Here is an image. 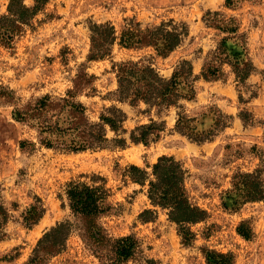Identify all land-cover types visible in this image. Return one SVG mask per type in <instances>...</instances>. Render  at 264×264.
Listing matches in <instances>:
<instances>
[{
    "label": "rangeland",
    "instance_id": "374dc122",
    "mask_svg": "<svg viewBox=\"0 0 264 264\" xmlns=\"http://www.w3.org/2000/svg\"><path fill=\"white\" fill-rule=\"evenodd\" d=\"M238 1L237 7L228 8L226 0H51L13 48L0 44V190L1 202L11 215L4 228L6 236L0 241V264H24L47 231L72 219L67 186L74 180L91 182L94 174L107 178L112 189L109 203L114 209L103 218L105 226L115 237L134 234L142 242L143 253L124 264H207L205 248L232 253L234 264H264V201L245 204L237 213L226 211L222 205V196L231 189L238 171L264 168V0ZM25 2L34 4V0ZM8 5L9 0H0V17L8 12ZM208 11L238 18L242 32L247 33L249 56L257 68L247 87L238 86L229 66L220 80L201 78L207 57L223 37L206 26ZM170 19L187 23L190 36L168 58L157 56L151 48L129 50L117 44L111 57L88 60L93 24L112 23L120 34L131 21L146 28ZM184 59L193 62L195 74L200 76L196 99L181 103L185 113L201 117L214 108L232 117L230 126L212 141L200 144L177 132L182 109L176 107L163 114L166 131L151 146L129 140L124 149L78 153L43 146L38 131L13 116L16 106L24 107L48 94L66 96L84 64L97 77L96 92L79 100L88 107L93 121H99L112 106L121 108L128 115L125 137L129 138L137 126L161 118L155 110L146 113L144 103L134 108L114 100L118 88L114 65L129 60L151 61L164 77L171 78ZM9 92H13V99ZM242 112L249 114V124L242 119ZM210 124L207 120L202 127ZM108 137L116 135L109 131ZM22 141L34 142L36 147L23 148ZM162 156H174L184 163L187 189L193 201L209 213L207 221L191 227L196 234L191 245L183 242L166 211L158 209L155 221L142 220L145 210L154 209L148 189L125 176L131 165L151 170ZM36 197L42 199L47 212L39 225L29 229L23 225L22 214ZM243 221L252 224V240L237 231ZM49 264L109 263L96 257L74 234L66 250Z\"/></svg>",
    "mask_w": 264,
    "mask_h": 264
},
{
    "label": "trees",
    "instance_id": "16d2710c",
    "mask_svg": "<svg viewBox=\"0 0 264 264\" xmlns=\"http://www.w3.org/2000/svg\"><path fill=\"white\" fill-rule=\"evenodd\" d=\"M50 1L34 0L30 6L25 0H9L8 12L0 17V44L13 48L16 39L32 25ZM238 3V0H226V7L235 8ZM204 22L223 37L207 57L201 78L207 81L220 80L225 76V67L229 66L238 86L247 87L248 80L257 72V68L249 56L248 35L242 32L240 20L220 11H208ZM189 36L188 24L174 19L146 28L131 21L120 34L112 23H95L91 26L92 43L88 60L99 61L111 57L117 44L129 50L151 48L157 56L168 58ZM113 68L118 81L114 100L128 103L134 108L144 103L147 106L145 112L151 114L155 110L161 120L151 118L150 123L133 129L129 138L125 137L128 133L125 128L128 115L117 106L108 108L101 114L99 121H93L88 114V107L79 98L96 92L97 77L84 64L79 68L73 79V87L66 96L54 98L48 94L24 107L16 106L13 116L18 122L37 130L43 146L76 153L107 148L124 149L129 140L151 146L166 131L163 114L174 107L182 109L178 113L176 131L193 142L201 144L212 141L219 132L230 126L232 117L218 109L211 108L209 113L201 117H191L185 113L181 103L196 99V82L200 78L195 74L190 60L180 61L171 78L164 77L151 61H123ZM12 93L9 92V97L13 96ZM8 101L13 103V100ZM248 115L247 112L241 114L245 124H249ZM207 120L211 124L203 128ZM109 131H113L116 137L110 139ZM112 143L114 145L110 146ZM21 145L23 148L30 145L32 150L36 147L34 142L28 141H22ZM150 168L131 165L125 174L133 183L148 189V198L154 209L145 210L140 217L144 222H151L156 220L158 209L166 211L169 220L177 225L183 242L191 245L196 240L191 227L207 221L209 213L193 201L187 189L188 170L174 156H162ZM66 194L72 219L60 222L47 231L24 264H49L55 256L66 250L74 234L79 235L96 257L109 264H124L143 253L142 242L136 235L115 237L103 223V218L114 209L109 203L112 189L108 186L107 178L94 174L91 182L71 181ZM1 198L0 190V241L6 236L4 228L11 218ZM261 201H264V168L253 172L238 171L233 177L231 189L222 196L224 209L234 213L239 212L245 204ZM46 212L42 199L36 197V201L22 214L23 225L33 229L39 225ZM237 231L246 240H252L255 236L250 221L241 222ZM203 252L207 264L235 263L232 253L206 248Z\"/></svg>",
    "mask_w": 264,
    "mask_h": 264
}]
</instances>
